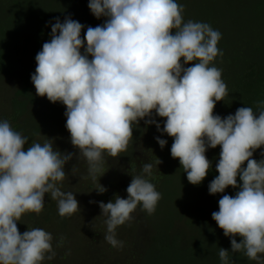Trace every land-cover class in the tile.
Returning a JSON list of instances; mask_svg holds the SVG:
<instances>
[{"label": "clouds", "instance_id": "9594fccd", "mask_svg": "<svg viewBox=\"0 0 264 264\" xmlns=\"http://www.w3.org/2000/svg\"><path fill=\"white\" fill-rule=\"evenodd\" d=\"M88 8L104 23L87 26L82 37L85 25L70 16L63 22L55 18L31 75L36 95L66 106L65 127L78 155L54 150L52 139L25 149L29 138L0 120V264L54 259L52 234L40 228L21 233L17 222L25 213L40 214L46 194L57 201L61 218L77 212L75 194L62 191L65 165L74 155L84 159L95 181L105 154L117 157L126 151L133 125L141 120L173 138L171 156L193 185L211 168L206 151L221 147L218 175L208 192L223 194L229 186L238 191L221 196L212 219L230 239L231 252L264 264L258 255L264 254V151L259 161L252 158L264 146V101L257 102L259 112L240 107L223 118L214 115L216 102L227 95L222 69L212 64L223 56L217 47L222 34L208 23L185 21L184 6L176 0H89ZM157 116L164 118L163 127ZM155 139L161 149L167 144L160 136ZM152 168L145 163L142 173L132 176L127 198L90 201L106 217L104 239L114 248L123 247L116 228L133 219L137 206L151 215L162 198L146 178ZM96 191L104 194L107 188L99 183ZM230 251L219 248L222 264H230Z\"/></svg>", "mask_w": 264, "mask_h": 264}, {"label": "trees", "instance_id": "16d2710c", "mask_svg": "<svg viewBox=\"0 0 264 264\" xmlns=\"http://www.w3.org/2000/svg\"><path fill=\"white\" fill-rule=\"evenodd\" d=\"M192 1L176 0L184 6V20L187 21L188 16L189 20L194 17L199 22L210 24L222 34L217 47L223 51V56L218 55L212 64L222 69L221 79L227 85V95L216 102L214 115L218 114L223 118L235 114L240 107H251L254 112H259L257 102L264 101V0H223L222 7L216 6V3L205 10L198 4L194 11L191 10ZM88 2L89 0H0V120H8L13 129L29 138L25 149L33 142L43 143L52 139L54 150L78 155V150L72 146L71 141L62 139L64 133H70L56 125L57 116L55 108L51 111V102L47 97L36 95L31 75L37 66L36 54L42 49L43 43L51 38V23L55 22V18L58 17L63 22L66 16H70L85 25L82 37L87 26L95 27L104 23L105 18L97 19L92 15ZM15 75L19 81L15 88H10L7 81ZM64 107L66 109L62 104L63 109ZM156 120L164 123V118L157 116ZM135 136L128 146V158L123 152L117 157L105 154V163L95 181L88 175L87 162L82 158L77 160L74 155L65 165L68 177L62 182V191L73 192L77 200L82 194L91 193L96 202L104 203L113 200L116 195L127 198L126 188L132 176L141 174L145 163L153 165L151 176L146 178L155 185L156 191H173L177 184L174 181L175 172L180 173L181 181L186 176L179 160L171 156L173 138L162 135L154 124L146 126L143 120ZM157 136L167 140L163 149L155 139ZM138 151L142 153L141 157L137 155ZM220 151L221 147L218 145L205 153L212 162L202 181L207 192L209 183L218 175L216 163ZM262 151L264 146L256 149L252 158L259 161ZM158 158L162 161L160 164ZM246 163L243 167H246ZM73 165L74 173L71 172ZM237 179L239 182V177ZM99 183L107 188L104 194L96 191ZM184 184L189 182L185 180ZM236 191L238 189L229 186L223 194L234 196ZM223 194L212 196L218 201ZM213 207L218 211V204L215 203ZM79 208L74 214L83 212V204L79 203ZM99 211L101 215V209ZM102 216L95 219L94 223L91 222L92 225L87 220L84 224L72 225L73 214L61 218L57 201L46 194L41 213L23 214L17 227L21 233L40 228L52 234L56 256L41 264H194L195 258L192 256H196V250L205 245L209 246L208 253L211 255L208 264H222L218 255L219 248L231 250L230 239L212 219V215L211 227L205 233L207 242L199 244V248L187 245L184 235L176 230L177 222L171 221L165 229L159 230L160 234L155 232L151 215L142 211L139 205L131 213L133 219L116 228V239L123 241V247L114 248L104 239L105 235L101 237V233L107 232L106 218L101 220ZM73 228L80 229L83 239L76 241L72 235ZM61 237L65 238L62 245ZM239 239L237 237V242ZM258 255L264 259V254ZM229 261L230 264H257L242 252L230 251Z\"/></svg>", "mask_w": 264, "mask_h": 264}, {"label": "rangeland", "instance_id": "374dc122", "mask_svg": "<svg viewBox=\"0 0 264 264\" xmlns=\"http://www.w3.org/2000/svg\"><path fill=\"white\" fill-rule=\"evenodd\" d=\"M222 1L223 0H193L191 4V10L194 11L196 7H198V4L205 10L215 5L216 3V6L222 7ZM178 4L181 3L179 2ZM190 20L197 21V19H194V17H190ZM18 81L19 78L16 75L12 76L7 81V85L10 88H15V85L18 83ZM51 104V111L53 112V108H55V115L57 116L55 118V120L57 121L56 125H58L60 128H63L64 130H67L65 127L67 119L64 115L66 111L65 107L64 109L62 108L61 102H51ZM162 123L163 122H160V124ZM133 128V137L129 141V144L136 137V132L139 131V126L133 125ZM64 134L65 135H63L62 139L67 138L70 140V135H66V133ZM123 154L127 158L130 156L128 147L126 151L123 152ZM137 155L141 157L142 153L138 151ZM178 163L180 165L179 161ZM174 176V181H177V186L174 185L173 191L165 190L160 192L162 198L158 201L155 212L151 214V221L154 225L153 227L155 229V232L160 234L159 230L165 229L169 225V223H171V221L174 223L177 222L176 230L180 234L184 235L187 245L199 248V244L201 245L202 242L205 243L204 241L207 242L205 233H207V230L211 227V214L212 212L216 211V208H214L213 206H215V203L218 204V201H216L215 197L210 195L209 192L204 189V185L202 182L199 185H193L191 183L184 184L185 180L188 181L187 175L185 176L184 181L180 180L179 172L176 171ZM91 195V193L89 194L86 192L82 194L78 199L79 203L83 204L84 210L82 213H77V215L73 214L72 225H74V223L84 224L86 220L91 224V222L94 223L95 219H99L100 216H102L99 214V205L97 203H90V201H96L92 198ZM102 218L104 219L106 217L103 215L101 217V220ZM79 230L80 229L78 228H73L72 235L74 236V238H76V241L83 239V234L80 233ZM103 235H105V232L101 233V237H103ZM208 251L209 246L207 245H205V247L197 249L195 253L196 256H192L193 258H195L193 263L208 264L209 258L211 257Z\"/></svg>", "mask_w": 264, "mask_h": 264}]
</instances>
